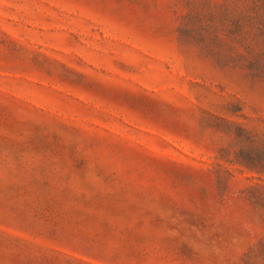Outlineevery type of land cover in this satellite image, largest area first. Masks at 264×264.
Masks as SVG:
<instances>
[{"label":"rangeland","instance_id":"1","mask_svg":"<svg viewBox=\"0 0 264 264\" xmlns=\"http://www.w3.org/2000/svg\"><path fill=\"white\" fill-rule=\"evenodd\" d=\"M0 264H264V0H0Z\"/></svg>","mask_w":264,"mask_h":264}]
</instances>
